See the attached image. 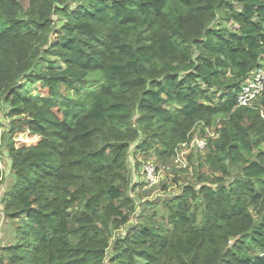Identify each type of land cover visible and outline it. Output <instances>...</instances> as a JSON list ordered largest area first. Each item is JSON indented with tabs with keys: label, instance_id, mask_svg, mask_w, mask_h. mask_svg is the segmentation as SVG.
I'll list each match as a JSON object with an SVG mask.
<instances>
[{
	"label": "trees",
	"instance_id": "1",
	"mask_svg": "<svg viewBox=\"0 0 264 264\" xmlns=\"http://www.w3.org/2000/svg\"><path fill=\"white\" fill-rule=\"evenodd\" d=\"M263 63L264 0H0V264H264ZM195 135L196 183L138 205L130 152L176 172Z\"/></svg>",
	"mask_w": 264,
	"mask_h": 264
},
{
	"label": "rangeland",
	"instance_id": "2",
	"mask_svg": "<svg viewBox=\"0 0 264 264\" xmlns=\"http://www.w3.org/2000/svg\"><path fill=\"white\" fill-rule=\"evenodd\" d=\"M24 6L27 8L28 4L24 3ZM263 66V64H262ZM261 68V67H260ZM264 69V67L262 68ZM89 80L91 82V86L94 88H99L103 83V76L99 74H92L89 77ZM27 94H29L32 97L37 98V91L36 88L31 87L27 91ZM70 96L73 97L74 95L70 93ZM260 100H257L259 102ZM172 106H168L169 109H171ZM5 108V107H4ZM10 125V121L4 117V109L0 111V158L2 159V162L6 163V154L5 150L3 149L4 143L2 140V135L8 131L6 130V126ZM202 125H198L196 128L197 133H201ZM207 131L210 132L213 136L216 137V134L214 133L213 128H206ZM135 147V146H134ZM259 150H264V144H262L259 148ZM195 154L194 160H196V155H199L198 151L188 149L183 151V154L185 157H188L190 153ZM139 155V153H138ZM202 155V154H200ZM139 160L134 158V153L130 152V163H129V169L132 171H135V176L133 177L134 183L140 184L135 191H133L132 197L135 198L136 203L138 205H141L144 203V201H150V202H158L163 199H169L172 197H175L181 193V190L189 185V184H195L196 183V177L194 175V169L193 167H189L188 171L181 170L177 168L176 172L169 171L171 168L169 167H163L160 165L157 167L159 169V177L158 180L155 179L154 182L152 180V184H148V180L146 179V174L144 173V166H154L156 168L155 163H151V161H144L142 160V156H139ZM177 160V157L174 158V163ZM141 161V163H140ZM137 163H139V168L136 167ZM150 170V167L147 168ZM167 169L168 171H166ZM5 176L3 175V179L0 182V198L2 197L3 193L6 191H9L12 188L13 182H15V178L12 174H10V169L8 165L6 164L5 169ZM201 184V183H200ZM202 185V184H201ZM147 186V187H146ZM140 195H144L143 199L140 197ZM149 195V196H147ZM141 208V207H140ZM137 210L136 214L133 216V220L131 223L135 224L137 223V220H140L138 216L140 215L139 209ZM6 221V220H5ZM6 223V224H5ZM21 221L13 222V221H6L2 222L0 218V246H7V244H13L16 242V226L20 225ZM128 232L127 229H121L119 231H112V238L111 242L114 243L116 239L124 238L126 233ZM112 256V251L108 252V259L107 264H110L109 259Z\"/></svg>",
	"mask_w": 264,
	"mask_h": 264
},
{
	"label": "built area",
	"instance_id": "3",
	"mask_svg": "<svg viewBox=\"0 0 264 264\" xmlns=\"http://www.w3.org/2000/svg\"><path fill=\"white\" fill-rule=\"evenodd\" d=\"M264 67L261 66V68H258L257 71H255L250 79L245 83L243 86L239 97H238V103L239 106H247V107H252L254 106V103L259 99L261 94L264 91ZM206 132L210 134L209 131ZM215 137V136H213ZM207 139L205 138H199L197 135L192 139V141L189 144H184L182 145L183 150H178V155L177 160L175 163H173L174 168H179L181 170H185L188 168V157H185L183 154V151L192 149L195 151H198L199 153H203L207 147ZM1 165V163H0ZM150 167V170L147 168ZM167 170V169H166ZM144 173L146 174V178L148 180V184H152V180L154 182L155 179L158 180L159 177V172H157V169L152 165V166H144Z\"/></svg>",
	"mask_w": 264,
	"mask_h": 264
},
{
	"label": "crops",
	"instance_id": "4",
	"mask_svg": "<svg viewBox=\"0 0 264 264\" xmlns=\"http://www.w3.org/2000/svg\"><path fill=\"white\" fill-rule=\"evenodd\" d=\"M1 146V145H0ZM0 163H1V165H0V167H1V169L3 170V175L5 176V169H6V164L8 165V167H9V169H10V163L8 162V161H6V163L4 164L3 162H2V159L0 158ZM11 171V170H10ZM3 179V178H2ZM2 180L0 179V182H1ZM6 193V192H5ZM5 193H3V195L5 194ZM3 195H2V197L0 198V204H1V200H2V198H3ZM0 218H1V220H2V222H6L5 221V218H4V216H3V213H2V206H0ZM6 224V223H5ZM2 229H0V231H1ZM15 243H13V244H7V246H11V245H14ZM7 246H0V247H7Z\"/></svg>",
	"mask_w": 264,
	"mask_h": 264
},
{
	"label": "bare ground",
	"instance_id": "5",
	"mask_svg": "<svg viewBox=\"0 0 264 264\" xmlns=\"http://www.w3.org/2000/svg\"><path fill=\"white\" fill-rule=\"evenodd\" d=\"M147 179V178H146Z\"/></svg>",
	"mask_w": 264,
	"mask_h": 264
}]
</instances>
